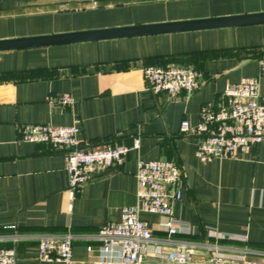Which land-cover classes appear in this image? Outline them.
<instances>
[{"label":"crops","instance_id":"0c3cea01","mask_svg":"<svg viewBox=\"0 0 264 264\" xmlns=\"http://www.w3.org/2000/svg\"><path fill=\"white\" fill-rule=\"evenodd\" d=\"M261 12L264 0H0V40ZM263 57L264 25L0 52V236L12 227L92 233L119 223L121 209L137 205L138 162L163 159L182 171L173 213L194 228V238L207 228L245 235L264 262V141L234 158L202 162L197 139L179 131L182 120L196 125L201 107H218L243 78L259 79L264 102ZM147 66L193 67L202 74L200 86L189 97L154 95L143 78ZM59 95L71 104L49 107L48 97ZM27 124L76 125L83 147L110 141L131 147L135 139L139 146L70 202L63 153L21 141ZM140 218L163 235L160 218ZM16 251V264H100L96 243L75 242L70 263L40 261L31 242Z\"/></svg>","mask_w":264,"mask_h":264},{"label":"built area","instance_id":"2783aa9c","mask_svg":"<svg viewBox=\"0 0 264 264\" xmlns=\"http://www.w3.org/2000/svg\"><path fill=\"white\" fill-rule=\"evenodd\" d=\"M264 75V57L260 60ZM202 74L189 66H147L143 78L154 95L187 97L200 86ZM68 95L48 97L51 108L67 107ZM76 125L52 126L27 124L20 131L21 141L47 144L61 151L70 202L76 191L111 168L120 167L131 149L139 146L135 139L130 146L105 142L80 146ZM180 134L197 139L196 157L207 162L231 159L248 147L264 141V102L259 95V79L243 78L230 85L216 108L202 106L196 125L182 120ZM137 205L121 209L119 223H107L96 232L24 233L15 227L8 236H0V264H16V246L35 243L40 261L70 263L73 244L77 241L98 244V263L113 264H264L261 253L247 245L245 235H235L207 228L201 240L195 239L194 228L174 216L173 205L181 200L183 175L172 161H139L136 172ZM71 204L69 205V210ZM140 213L157 216L163 235H155ZM10 242L11 246H2ZM86 250L92 251L87 245Z\"/></svg>","mask_w":264,"mask_h":264},{"label":"water","instance_id":"95a60500","mask_svg":"<svg viewBox=\"0 0 264 264\" xmlns=\"http://www.w3.org/2000/svg\"><path fill=\"white\" fill-rule=\"evenodd\" d=\"M256 25L264 12L0 40V52Z\"/></svg>","mask_w":264,"mask_h":264}]
</instances>
